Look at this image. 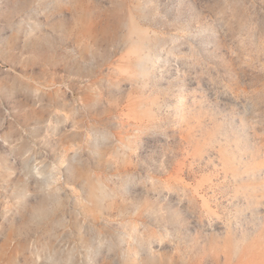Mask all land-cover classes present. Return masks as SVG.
<instances>
[{
  "label": "rangeland",
  "instance_id": "1",
  "mask_svg": "<svg viewBox=\"0 0 264 264\" xmlns=\"http://www.w3.org/2000/svg\"><path fill=\"white\" fill-rule=\"evenodd\" d=\"M0 264H264V0H0Z\"/></svg>",
  "mask_w": 264,
  "mask_h": 264
}]
</instances>
